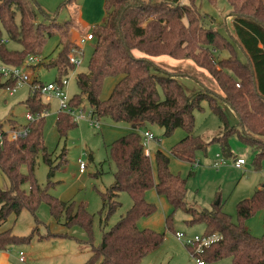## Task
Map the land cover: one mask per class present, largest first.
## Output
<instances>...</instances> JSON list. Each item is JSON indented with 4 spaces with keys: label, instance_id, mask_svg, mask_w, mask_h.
<instances>
[{
    "label": "trees",
    "instance_id": "16d2710c",
    "mask_svg": "<svg viewBox=\"0 0 264 264\" xmlns=\"http://www.w3.org/2000/svg\"><path fill=\"white\" fill-rule=\"evenodd\" d=\"M227 1L232 7L234 26L233 32L227 28L224 34L202 23L195 0H105L106 17L92 28L95 43L88 69L77 73L80 91L71 97L70 104L78 107L86 100L99 119L110 117L115 122L130 123L131 130L109 145L110 158L116 165L115 181L100 192L103 201L100 212H105L101 224H107L121 205L120 192L128 193L133 203L113 226L103 227L102 239L96 245L93 215L83 205L60 200L40 186L35 176L38 152L42 151L44 161L50 165L49 182L58 165L52 163L51 153L44 145L49 103L43 102L39 92L30 88L25 103L37 117L25 125L29 128L28 135L5 142L0 148V171L9 181L7 189L0 186V223L7 221L11 213L19 215L23 209L35 214L40 202L45 201L55 219L65 216V225L81 224L90 234L92 254L86 264H139L164 240V233L138 227V220L155 210L146 199L147 190L155 187L174 210L181 208L190 214L189 222H204V234L220 235L218 241L199 253L206 262L231 257L232 264H264V233L255 236L244 225L257 211L264 212V187L238 202L237 220L222 209L220 201L211 210L189 208L185 202L187 180L171 172L170 159L161 150L155 156L156 179L150 155L145 153L143 135L137 129L146 122L160 125L166 135L184 128L187 135L171 151L190 162H194L196 151L206 149L210 142H218L225 157L231 156L229 135L236 132L254 149V163L260 167L264 159V0ZM71 2L66 0L60 7ZM47 20H38L35 0H0V60L9 65H23L29 55H40L48 37L55 33V22ZM4 33L7 39L19 43L20 48L7 47ZM59 35L63 47L50 64L58 70L57 81L68 77L75 68L69 59L75 45L67 30H61ZM163 55L191 59L212 75L221 93L207 89L188 95L171 72H162L161 66L149 59ZM109 76L118 80L109 97L101 98L104 81ZM2 77L0 74V87L13 88L17 83V78L7 77L2 81ZM203 100L208 101L224 126L223 133L210 142L193 133L195 111L204 110ZM222 101L235 111L239 125L229 123ZM72 117L67 112H58L56 127L60 136L75 126ZM25 164L27 173L21 169ZM25 184H29V191ZM171 219H166L169 228ZM50 236L64 234L48 233L42 237ZM30 238L17 236L12 228H7L0 231V249Z\"/></svg>",
    "mask_w": 264,
    "mask_h": 264
},
{
    "label": "rangeland",
    "instance_id": "374dc122",
    "mask_svg": "<svg viewBox=\"0 0 264 264\" xmlns=\"http://www.w3.org/2000/svg\"><path fill=\"white\" fill-rule=\"evenodd\" d=\"M38 4V20H52L55 22L54 34L48 37L47 42L38 55L40 62L22 66L29 80L18 81L15 90L10 87H0V122L4 129L25 126L29 121L26 114L29 110L25 103L30 85L35 79L41 82L56 81L59 73L56 66L50 65L61 51V30H67L69 39L75 45L73 49L79 64L68 75L67 92L73 97L80 91L77 84V73L88 69L89 59L93 51L95 39L79 44L83 33L93 32V26L100 24L105 15L103 0H72L73 3L60 7L66 0H35ZM202 14V23L206 26H214L222 33H227V28L233 32L232 7L227 0H195ZM83 6L82 20L87 23L84 28L78 17L79 7ZM19 21V14L17 15ZM67 20L69 23H67ZM61 27V28H59ZM3 40L7 47L17 49L20 44L7 39L3 34ZM67 42V40H64ZM83 52V53H82ZM240 55L243 57L241 51ZM139 54V53H137ZM143 54V53H142ZM224 55V54H222ZM149 59L161 66V71L171 72L183 86L188 95H194L200 91L212 90L221 93L217 81L212 75L195 64L191 59H174L169 56H149ZM0 65L5 64L0 60ZM7 78L2 77V81ZM118 78L109 76L105 79L101 91V98H107L111 94ZM41 100L49 103V111L45 118L44 145L51 153V161L55 168L54 175L49 182L48 173L50 165L43 159L40 150L36 156L35 176L42 188L60 200L74 201L76 205H83L93 215V243L96 245L102 239L103 227L109 229L131 207L133 201L126 192H120L121 205L110 216L107 224L104 223L105 212L102 208L101 191H106L115 181L114 172L116 165L110 158L109 145L117 138L127 134L131 127L129 122H115L110 117H101L99 127H96L89 119L75 120V126L70 128L66 135L60 136L56 127L59 112V103L56 98L47 100L39 94ZM204 110L195 111L194 135L201 136L206 142L223 133L224 126L220 117L213 113L207 100L202 101ZM90 109L89 103L78 107ZM222 106L231 125H239V119L235 111L222 101ZM17 124V125H16ZM140 131L149 130L155 138L150 140L147 146L151 158L154 174L157 179L156 152L163 151L169 157V168L172 173L187 180V192L185 196L186 206L199 211L211 210L218 201L224 211L237 220V204L241 199L251 197L259 187H264V159L260 167L254 163V149L246 144L236 132L229 135V145L232 155L225 157L218 142H210L206 149L197 150L194 162L177 157L172 153V147L187 135L184 128H177L171 134H164V128L158 124L144 123ZM143 142L145 139L143 137ZM237 158L245 159L241 166L235 165ZM79 159L86 164L85 172L81 173ZM198 164H195V163ZM220 163L219 165H215ZM22 171L27 173L28 166H22ZM190 171L192 173L190 174ZM9 184L7 176L0 171V186ZM24 188L29 191V184ZM146 199L155 206L152 214L143 216L138 220L140 229L150 228L156 232L164 233L162 244L148 254L139 264H198L192 256V251L186 243L196 235L205 233V223L202 221L189 222L190 214L179 208L174 210L165 196L160 195L155 187L146 192ZM171 217L169 228L166 219ZM244 225L255 236L264 233V212L257 211L253 216L245 220ZM0 227L12 228L13 234L21 237L30 236L29 240L14 244L11 248L18 252H24L26 261L23 264H86L92 251L89 244V233L81 224L65 225V216L61 220L55 219L47 202L41 201L35 214L23 209L19 215L11 213L6 222L0 223ZM177 232L184 233L179 239ZM48 233H59L64 236L42 237ZM206 264H232L231 257H225L213 263Z\"/></svg>",
    "mask_w": 264,
    "mask_h": 264
},
{
    "label": "built area",
    "instance_id": "2783aa9c",
    "mask_svg": "<svg viewBox=\"0 0 264 264\" xmlns=\"http://www.w3.org/2000/svg\"><path fill=\"white\" fill-rule=\"evenodd\" d=\"M93 33L87 32L86 34L82 35L79 39V44L85 42L86 40L93 39ZM75 49H72L69 54V59L72 63L79 64L80 59L78 58ZM40 57L38 55H29L25 63L23 65L31 64L40 62ZM23 65H0V74L6 77H13L17 78V80L20 82H25L29 80L28 74L24 73L22 70ZM67 84L68 79L67 77H63L60 81H53V82H31L30 88L32 91H38L41 96H45V98L49 101L52 98H56L59 103V111L61 112H67L70 115H72L75 120H81V119H89L91 122L95 124L96 127H99V118L93 114L92 109L86 110L85 107H73L70 104L71 97L69 96L67 92ZM13 90H15V87H13ZM27 120L32 121L36 119V114H34L31 111H28L26 114ZM145 139L144 145L147 146L150 140H153L155 136L152 132L149 130L140 131ZM29 133V128L27 126H17L12 127L8 129L2 128L0 130V148L5 144V142H11L15 141L19 138H22ZM145 153H148V149L145 147ZM80 163V171H84L86 168V164L83 162L82 159H79ZM245 163V159L243 158H237L235 160L236 166H241ZM195 164H198L197 162ZM220 163L215 164L216 166ZM176 236L181 239L184 237V233L177 232ZM220 239V235L217 233H213L210 235L204 234L201 236L196 235L191 241L187 242L186 245L190 247V250L192 251V256L196 258V261L198 264H206V261L199 256V253L201 254L203 250L210 246L212 243L218 241ZM20 260L24 259L23 252H20Z\"/></svg>",
    "mask_w": 264,
    "mask_h": 264
},
{
    "label": "crops",
    "instance_id": "0c3cea01",
    "mask_svg": "<svg viewBox=\"0 0 264 264\" xmlns=\"http://www.w3.org/2000/svg\"><path fill=\"white\" fill-rule=\"evenodd\" d=\"M103 1H104V5H105V0H103ZM83 15H84V13H83V6H82V7H79L78 17H79V21L81 22V24L83 25V27L86 28L87 27V23L82 20V16ZM105 17H106V9H105V15L101 19L102 22L104 21ZM232 18H233V22H234V15L233 14H232ZM232 29H233V27H232ZM86 33H87V30L83 33V35L86 34ZM87 41H92V40H86L83 43H86ZM137 129L140 131L141 128H137ZM130 130H131V127H130L129 131ZM84 172H85V170L82 171L81 173H84ZM8 187H9V184L6 187H2V188L3 189H7ZM7 228L8 227H0V231L5 230ZM12 245H14V244H12ZM12 245L8 246L5 249H0V264H23L22 262H25L26 261V256H25L24 252H23L24 259L23 260H20V258H19L20 257V252H22V251H19V254H18V252L14 249L15 247L14 248L13 247L11 248Z\"/></svg>",
    "mask_w": 264,
    "mask_h": 264
},
{
    "label": "water",
    "instance_id": "95a60500",
    "mask_svg": "<svg viewBox=\"0 0 264 264\" xmlns=\"http://www.w3.org/2000/svg\"><path fill=\"white\" fill-rule=\"evenodd\" d=\"M218 202H219V201H218ZM218 202H217V203H218Z\"/></svg>",
    "mask_w": 264,
    "mask_h": 264
}]
</instances>
